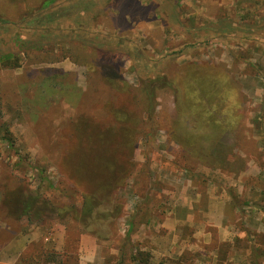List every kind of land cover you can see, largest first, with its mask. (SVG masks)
Returning <instances> with one entry per match:
<instances>
[{
    "label": "rangeland",
    "instance_id": "374dc122",
    "mask_svg": "<svg viewBox=\"0 0 264 264\" xmlns=\"http://www.w3.org/2000/svg\"><path fill=\"white\" fill-rule=\"evenodd\" d=\"M43 2L0 0V127L16 140L0 141V222L29 242L14 264H49L48 253L51 264H118L123 245L125 264L137 246L153 264H244L236 242L233 259H210L224 244L190 225L216 201L212 220L264 251L254 231L264 224V146L252 140L264 129L249 126L264 100V36L250 31L264 28V0ZM212 81L224 107L210 101ZM211 123L227 129L223 160L206 156L215 140L202 142L201 162L172 140V130ZM109 142L121 153L104 162ZM84 194L104 222L82 215ZM28 197L35 208L19 217Z\"/></svg>",
    "mask_w": 264,
    "mask_h": 264
},
{
    "label": "trees",
    "instance_id": "16d2710c",
    "mask_svg": "<svg viewBox=\"0 0 264 264\" xmlns=\"http://www.w3.org/2000/svg\"><path fill=\"white\" fill-rule=\"evenodd\" d=\"M57 1L58 0H44L42 6L45 9V8L50 7L51 5L56 3ZM0 19H2V18L0 17ZM2 20H4V19H2ZM9 57H11V56L7 55V60H8V62H11V60L8 59ZM11 59H13V58H11ZM164 83H166V82H164ZM167 83L170 84V82L168 80H167ZM214 86L215 85H213V81H212V84H210L208 82V87H211L210 97L212 98V100H210V101L211 102L220 103L219 105L224 107L225 106L224 97H222L221 91H218V90L214 89ZM156 87H157V85L153 84L150 81H147L144 84V91L147 94L148 100L149 101L152 100V103L156 99L155 98V92H154L155 89H157ZM2 109H3V100H2L1 88H0V120H1V118L3 116V110ZM151 110H153L152 107H151ZM239 117L240 116H238V118ZM208 128L209 129H207V130H209V131H206V133L197 131L195 129L194 130H188V131L182 133V135H179V136H182V137H179L173 130L170 131V134H171L172 140H175V141H177L180 144H183L184 141H187L184 144L187 145V148H189V151H185V153L191 152L190 155L193 156L195 159L197 158L200 162L203 159L200 156L202 154H203V156L205 155V152L202 151V142L207 141V140L208 141L215 140L216 143H214L215 144L214 151L212 153H211V151L208 152L206 156H210V158L212 160V157L214 155V161H218V158L222 159V160L225 159V157H223V156H225L223 151L220 154L221 148L223 147V145L221 143V138H222L223 134H221V133H225L227 131V129L221 124H218V125L212 124L211 127H208ZM181 138L183 140H180ZM1 140H4L5 142H7L10 145V147H14L15 144H16V140L13 139V136L10 133V131L9 130H5V133L2 134V130H1V127H0V141ZM109 144H110V147H108V149H106L107 158L104 160V162L108 161V159L110 157H115L116 154L121 153L119 151V147H115L114 143L109 142ZM121 148H124V146H122ZM91 153H90L89 149H87V152H84L82 150V154H85L84 156H87V155L90 156ZM187 154H189V153H187ZM108 164L109 163L107 162V165ZM260 167L262 169L264 168L262 163H261ZM40 175H42V173H40ZM239 198H240V193L239 192L235 193V200H237ZM83 199L84 200H83L82 205H81V213H82V215H85L86 217H88L91 220L94 219L93 222L94 221L104 222L107 219L106 218V216H107L106 214L100 213L98 211V209H96V206L94 205V202H93V197L91 198L90 195L84 194L83 195ZM31 200H32V198L28 197L27 199L21 201V207H20L21 208V213H20V215H18L19 217L29 215L31 213V210H33L35 208L34 206L36 205V202H37L38 199L34 198V201H31ZM232 200H233V198H232V194H231V202H232ZM256 209H257L256 213L262 211L261 208L260 209L256 208ZM199 223H200V221L199 220L197 221L194 218L192 224H190V225L196 226V224H199ZM9 225H11V229H10V227L3 229L0 226V242L7 241V238L10 237L12 233H14V228L13 227L15 225H13L12 223H10ZM190 225H188V226H190ZM248 229H250L249 226L244 222V231H246ZM209 230H211V232H213V236H212L211 242H216V243L219 242V244H224L223 247H225L224 251H222V254H223L222 256L220 254L221 251H220L218 245H217V247L212 248V251L210 249V251L212 252L211 253L212 255L209 256L210 259L215 258V256H217L216 258H219V257L223 258V256H224V258H227V259L232 258V257L233 258L236 257L237 254L236 253L234 254L233 253L234 251H232L231 255H229L230 250L234 247V243L236 242V243H238V244L235 245L236 248H238V249L243 248L245 250L242 255H239V258H241V260H242V262L244 264H248V263L249 264H260L255 259L257 258V254H256L257 252L260 253V255H264V251H263L262 247L258 243H256V242L253 243L252 241H251L252 243L249 244V245H248L249 242L247 243V245H242L241 244L242 242H244V240L246 238V235H247L246 234L247 232L246 233H240V234H244L245 238H242V237L237 235L233 239V241H231V242H221V241H218L216 228H210ZM254 231L263 232L264 233V231L261 229V226L259 224H258V226H256ZM16 234L18 235V233H16ZM128 238H129V236H128ZM252 240H253V238H252ZM120 249L122 250V255L119 258V263L118 264H125L126 258H125V253L123 251L127 250L126 246L123 245V246L120 247ZM136 251H139V254H137ZM196 254L198 256H201L199 251H195V250L194 251H190L189 255L187 256V260L188 261L195 260V255ZM215 254H217V255H215ZM130 255H131V261L133 262V264H153V262L151 260V253L147 252L146 256H144L143 255V250L139 249L138 246L134 247L133 251H130ZM56 256L57 255L54 254V253H48L47 260H48L49 264H51L52 262L56 261ZM250 261H252V262H250ZM173 264H175V263H173Z\"/></svg>",
    "mask_w": 264,
    "mask_h": 264
},
{
    "label": "crops",
    "instance_id": "0c3cea01",
    "mask_svg": "<svg viewBox=\"0 0 264 264\" xmlns=\"http://www.w3.org/2000/svg\"><path fill=\"white\" fill-rule=\"evenodd\" d=\"M250 31L258 32V33H260L261 36H264V28H261L260 26L259 27H251ZM258 40H264V37H263V39L260 38ZM262 44L264 45V43H262ZM258 103L260 105L257 109V112L255 113L253 121L249 123V126L251 128H255V129H256V126L258 128L264 129V100L262 99L261 101H257L256 104L258 105ZM252 140H253L255 146H258V147L264 146V140H261L258 138H253ZM259 172L261 174V172H263V171L259 170ZM229 196L230 197H228V198L227 197L222 198L224 200V201H222L223 206H222V210H221L223 215H228L227 211H226V207H225L226 206L225 202H230L231 194ZM219 203L220 202L216 201V203L213 202L212 205L210 204L206 209V213L204 214V217L201 219V221L199 223L201 226L203 225L206 228L205 238L203 239L206 242H211V240H212L213 232H211V230H209L210 228H216L218 241H221V242H231L237 236V234H232V232L230 231V229L232 228L230 226V223L226 224L227 225L226 227H228V230H229L228 231L227 228H225L223 226V223L219 224V223H216L212 220L215 213H216L217 217H219V215L221 214L219 211V208H220ZM251 210L253 212L255 211L254 213H256L257 209H251ZM245 223L247 225H249L247 221ZM260 223L261 222H259L258 224L261 226V229L264 231V224L263 223L260 224ZM1 224H2V222H0V226L3 229L8 228V227H10V229H11V225L5 224L4 226H2ZM256 226H257V224H256ZM256 226H255V228H256ZM249 227L251 229L250 225H249ZM16 233H18V232L14 231V233H12L11 236L7 238V241L0 242V262L6 263V264H14L18 261L21 254L26 252L27 243H29L28 239L27 238L21 239L23 237L22 234H20V236H22V237L18 238V235ZM222 233L224 235H222ZM238 236L245 238L244 234H238Z\"/></svg>",
    "mask_w": 264,
    "mask_h": 264
}]
</instances>
